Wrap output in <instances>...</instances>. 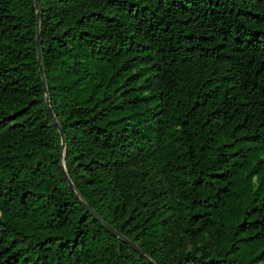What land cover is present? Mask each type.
<instances>
[{
	"label": "trees",
	"instance_id": "obj_1",
	"mask_svg": "<svg viewBox=\"0 0 264 264\" xmlns=\"http://www.w3.org/2000/svg\"><path fill=\"white\" fill-rule=\"evenodd\" d=\"M152 261L264 264V0H0V264Z\"/></svg>",
	"mask_w": 264,
	"mask_h": 264
},
{
	"label": "water",
	"instance_id": "obj_2",
	"mask_svg": "<svg viewBox=\"0 0 264 264\" xmlns=\"http://www.w3.org/2000/svg\"><path fill=\"white\" fill-rule=\"evenodd\" d=\"M35 1H36V5H37L38 4V0H35ZM37 40H38L37 47H38V59H39V64H40V70H41V73H42V76H43V82L46 84V79H45V76H44V69H43V66H42V52H41V46H40V26L39 25L37 26ZM47 102H48V105L50 107V110L52 111L49 98H47ZM62 154H65V144L64 143H63V146H62ZM64 172H65L66 177L68 178V181L70 183L71 188H74V185H73L71 179L69 178L68 173H67V171L65 169H64ZM78 198L82 201V203L89 210V212L99 222H101V224H103L106 228L110 229L114 234H116L117 236H119L121 239H123L124 241L128 242L129 244H131L132 246H134L135 248L138 249V247L132 241H130L128 238H126L124 235H122L119 231H117L115 228H113L105 219H103L94 210V208L90 204H88L87 202L83 201L79 195H78ZM152 262L154 264H157L154 261H152Z\"/></svg>",
	"mask_w": 264,
	"mask_h": 264
},
{
	"label": "rangeland",
	"instance_id": "obj_3",
	"mask_svg": "<svg viewBox=\"0 0 264 264\" xmlns=\"http://www.w3.org/2000/svg\"><path fill=\"white\" fill-rule=\"evenodd\" d=\"M64 156H65V154H61V158H60V160L61 161H63L64 160ZM63 169H65L66 170V167H65V165L63 164Z\"/></svg>",
	"mask_w": 264,
	"mask_h": 264
}]
</instances>
